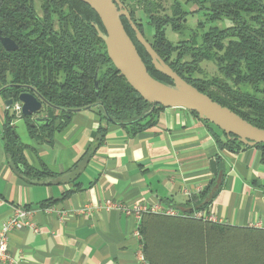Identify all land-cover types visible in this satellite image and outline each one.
Instances as JSON below:
<instances>
[{"label":"trees","instance_id":"16d2710c","mask_svg":"<svg viewBox=\"0 0 264 264\" xmlns=\"http://www.w3.org/2000/svg\"><path fill=\"white\" fill-rule=\"evenodd\" d=\"M40 1L44 17L37 15ZM194 3L197 10L185 5ZM134 21L144 34L137 9L146 14L153 28L148 39L157 54L186 81L229 107L254 126L264 129V0H174L171 12L161 0H137L130 8ZM202 13L197 29L186 37L188 16ZM228 19L231 25L220 27ZM125 28L147 65L150 74L167 85L169 77L152 64L146 49L137 41L126 18ZM105 31L98 13L83 0H0V30L10 36L19 49L7 52L0 43V93L13 98L25 88L34 91L47 104L49 125H35L25 117L32 136L49 135L59 121L63 127L72 111L97 106L103 120L128 127L137 133L155 124L164 107L145 100L120 74L109 58L105 42L95 25ZM167 28L183 35L178 42L167 36ZM199 30H203L199 34ZM145 35V34H144ZM214 60L222 77L198 78L203 61ZM9 80V81H8ZM97 83V85H96ZM197 114L196 112H193ZM216 141L222 150L239 152L249 146L234 134L214 125ZM100 126L96 134L103 135ZM9 123L5 128L6 150L10 162L23 168L29 180L56 177L57 174L28 164L26 146L15 136ZM255 147L262 151L264 144ZM216 177L199 194L190 198L196 208L178 216L146 213L139 230L144 253L150 264H264V230L205 221L189 216L193 210H208L218 189ZM189 201V202H190Z\"/></svg>","mask_w":264,"mask_h":264},{"label":"crops","instance_id":"0c3cea01","mask_svg":"<svg viewBox=\"0 0 264 264\" xmlns=\"http://www.w3.org/2000/svg\"><path fill=\"white\" fill-rule=\"evenodd\" d=\"M123 1L130 8L137 0ZM6 100L0 93V228L15 208L31 212L23 218L27 224L10 234L14 264H140V222L119 205L145 202L190 211L197 204L185 188L204 190L215 176L218 192L205 211L216 223L253 227L264 222L262 151L220 149L215 124L199 114L164 108L154 125L132 133L102 120L93 106L72 111L63 127L57 120L49 135L32 136L25 116ZM8 123L26 146L28 164L56 177L29 180L10 162ZM100 126L106 131L98 136Z\"/></svg>","mask_w":264,"mask_h":264},{"label":"water","instance_id":"95a60500","mask_svg":"<svg viewBox=\"0 0 264 264\" xmlns=\"http://www.w3.org/2000/svg\"><path fill=\"white\" fill-rule=\"evenodd\" d=\"M90 4L98 13L105 31L96 24L99 37L105 42L109 58L118 71L130 85L148 102L152 103L151 110L140 119L148 116L156 105L164 108L181 107L196 112L201 117L213 122L230 134H234L245 145L255 147L264 144V129L254 126L227 106L215 101L208 94L200 91L175 72L154 50L151 43L134 21L129 7L123 0H83ZM123 18L131 25L137 41L146 49L154 67L174 82L177 94H171L166 84L154 78L148 71L147 65L141 57L136 44L127 32ZM0 42L8 51L18 50V44L9 37H4L0 30ZM124 55V59L120 57ZM97 85V83H96ZM18 95L17 101L21 104V114L25 117H34L35 125H49L51 118L46 116L48 104L34 91L25 88ZM15 100H6L12 106ZM214 174H217L216 161H211Z\"/></svg>","mask_w":264,"mask_h":264},{"label":"built area","instance_id":"2783aa9c","mask_svg":"<svg viewBox=\"0 0 264 264\" xmlns=\"http://www.w3.org/2000/svg\"><path fill=\"white\" fill-rule=\"evenodd\" d=\"M12 107L14 108L15 112L18 115H22L21 104L18 101H15ZM201 191L202 190L200 188H195V189L188 187L185 188V194L189 198H192L195 194ZM119 208L126 214L136 217L139 222H141L142 216L146 213H162L170 216H178L182 213L170 206L166 207V206H162L161 204L160 205L157 204L155 206H149L145 202L135 203L131 206L126 204H121L119 205ZM86 209H88V207L84 206V210ZM30 213L31 212L22 210L21 208H15L13 214L6 220L3 227L0 228V264H14L13 255L9 250L10 234L13 230L17 228H21L24 226V224L25 225L27 224L23 222V218ZM188 215L196 219H201L205 221H213V222L217 221L215 215H212L209 212H206L205 210H193V212ZM253 227L261 228L264 230V222H257V224H255V226ZM136 235L138 236L141 242L140 250L137 254V260L140 264H150L144 253V248L142 244V235L139 230V226H138V230L136 231Z\"/></svg>","mask_w":264,"mask_h":264},{"label":"rangeland","instance_id":"374dc122","mask_svg":"<svg viewBox=\"0 0 264 264\" xmlns=\"http://www.w3.org/2000/svg\"><path fill=\"white\" fill-rule=\"evenodd\" d=\"M128 1H131L133 3V1H135V0H128ZM182 1L184 2V0H182ZM161 2L163 3L165 9H163L160 13L164 14L165 11L167 13H170L171 12V5L173 3V0H161ZM185 7L189 11H191L193 9V5L192 4L185 5ZM136 16L141 18V20H142L143 30H144V34H145L146 38L147 39H152L153 28L148 24L147 17H146V14L144 13V11L141 10V9L140 10L137 9ZM203 18L204 17L202 15V13H194V14H191V15L188 16L187 23L185 24V26H186V31H185L186 32L185 33L186 37H187V35H189L191 33L192 29H197V24H198L199 20H203ZM216 24L223 28V27H227V26L231 25V21L228 20V19H224L223 21L216 22ZM166 32H167V36L171 40H173L174 42H178V40L180 38H183V35L180 36L179 34L174 33L173 31H171L170 28H167ZM198 32H199V34H201L203 32V30H199ZM201 68H202V71L195 73L194 76H196L198 78H205V79L206 78L213 79V78H216V77H222V75L220 74V72L218 70L217 64H216V62L214 60L203 61L201 63ZM166 86H169L172 89L178 90V89L174 88V85H167L166 84Z\"/></svg>","mask_w":264,"mask_h":264},{"label":"flooded vegetation","instance_id":"af4514ba","mask_svg":"<svg viewBox=\"0 0 264 264\" xmlns=\"http://www.w3.org/2000/svg\"><path fill=\"white\" fill-rule=\"evenodd\" d=\"M36 10H37V15H39V17L40 18H42V17H44V13H43V9H42V4H41V2L40 1H36ZM4 36V35H3ZM4 37H9V38H11V39H13L12 37H10V36H4ZM14 40V39H13ZM14 41H16V40H14ZM1 43V42H0ZM1 45L3 46V44L1 43ZM3 48H4V46H3ZM5 49V48H4ZM19 49V48H18ZM6 50V49H5ZM7 52H11V51H8V50H6ZM14 52V51H13Z\"/></svg>","mask_w":264,"mask_h":264},{"label":"bare ground","instance_id":"6f19581e","mask_svg":"<svg viewBox=\"0 0 264 264\" xmlns=\"http://www.w3.org/2000/svg\"><path fill=\"white\" fill-rule=\"evenodd\" d=\"M120 57H121L122 59H124V55H123V53H122V54L120 53ZM166 89H167V91H168L169 93H171V94H177V93H178V90L172 89V88L169 87V86H166Z\"/></svg>","mask_w":264,"mask_h":264}]
</instances>
